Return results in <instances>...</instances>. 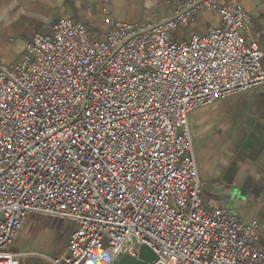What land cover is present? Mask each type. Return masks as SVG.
I'll list each match as a JSON object with an SVG mask.
<instances>
[{"label":"built area","instance_id":"2783aa9c","mask_svg":"<svg viewBox=\"0 0 264 264\" xmlns=\"http://www.w3.org/2000/svg\"><path fill=\"white\" fill-rule=\"evenodd\" d=\"M201 11L220 24L174 41ZM250 20L239 0H181L152 25L108 15L93 41L58 18L20 61L0 57V264L24 255L10 247L33 214L74 224L52 264H116L142 245L154 264H264L262 223L205 207L188 123L264 87Z\"/></svg>","mask_w":264,"mask_h":264},{"label":"crops","instance_id":"0c3cea01","mask_svg":"<svg viewBox=\"0 0 264 264\" xmlns=\"http://www.w3.org/2000/svg\"><path fill=\"white\" fill-rule=\"evenodd\" d=\"M239 1L244 5L250 0ZM180 2L0 0V57L6 65L15 64L14 59H21L25 45L37 34H49L51 24L58 18L82 23L89 39L94 41L103 38L108 15L128 24L152 25L162 17H172ZM247 11L251 20L243 32L244 39L256 42L264 53V0L254 7L248 6ZM219 24L216 12L201 11L186 27L172 33L173 40L186 42L192 33L203 34L208 26ZM16 40L21 42L18 52L11 46ZM188 123L204 202L210 208L225 209L247 220L255 219L262 223L264 231V87L200 107L190 114ZM23 226L10 247L15 253L25 252L22 247L27 240L22 238ZM16 243L21 245L14 247ZM66 244L57 257L54 252L51 256L28 251L17 264H26L24 258L29 256L46 264H52V259L61 261Z\"/></svg>","mask_w":264,"mask_h":264},{"label":"rangeland","instance_id":"374dc122","mask_svg":"<svg viewBox=\"0 0 264 264\" xmlns=\"http://www.w3.org/2000/svg\"><path fill=\"white\" fill-rule=\"evenodd\" d=\"M260 0H250L241 4L243 10L248 13V6L254 7L256 3H259ZM132 25H136L137 27L140 26L138 23H129ZM95 32H99L96 29ZM97 36V35H96ZM13 48L19 49L21 46V42L18 40L11 43ZM15 52H18L16 50ZM19 60V58L14 59V61ZM20 61V60H19ZM16 62V63H17ZM205 207H209L207 203L204 202ZM74 228V224L71 221L63 220V219H56L52 217H47L43 215L33 214L30 215L27 219V222L23 226V233L22 238H26L27 242L26 245H23V254L28 251H36L44 254H52L57 257L59 256L65 249V242L68 240V230L72 231ZM19 242H22V239H19ZM24 244V243H23ZM21 243H16L14 247H19ZM52 256V255H51ZM20 256L17 260L23 258ZM26 264H46L44 262L37 261L36 257H26L24 258ZM21 264V263H20Z\"/></svg>","mask_w":264,"mask_h":264},{"label":"water","instance_id":"95a60500","mask_svg":"<svg viewBox=\"0 0 264 264\" xmlns=\"http://www.w3.org/2000/svg\"><path fill=\"white\" fill-rule=\"evenodd\" d=\"M158 257L146 245L139 248L137 257L123 255L119 258L116 264H154Z\"/></svg>","mask_w":264,"mask_h":264}]
</instances>
